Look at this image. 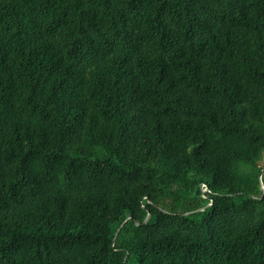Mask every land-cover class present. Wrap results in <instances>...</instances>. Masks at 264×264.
<instances>
[{"label": "trees", "instance_id": "trees-1", "mask_svg": "<svg viewBox=\"0 0 264 264\" xmlns=\"http://www.w3.org/2000/svg\"><path fill=\"white\" fill-rule=\"evenodd\" d=\"M263 155L264 0H0V264H264Z\"/></svg>", "mask_w": 264, "mask_h": 264}, {"label": "water", "instance_id": "water-1", "mask_svg": "<svg viewBox=\"0 0 264 264\" xmlns=\"http://www.w3.org/2000/svg\"><path fill=\"white\" fill-rule=\"evenodd\" d=\"M264 175V169L262 170V172H261V174H260V181H261V185H262V189H263V191H264V185H263V182H262V176ZM264 193V192H263ZM188 213H184V214H182V215H187ZM150 214H148V216H147V218H146V220L143 222V224H147L148 223V221H149V219H150ZM133 218V216H129L128 217V220L129 219H132ZM136 224L137 225H139V223L136 221ZM121 228L122 227H120L119 229H118V231H117V233H116V236H115V240L117 239V237H118V235H119V232H120V230H121Z\"/></svg>", "mask_w": 264, "mask_h": 264}, {"label": "rangeland", "instance_id": "rangeland-1", "mask_svg": "<svg viewBox=\"0 0 264 264\" xmlns=\"http://www.w3.org/2000/svg\"><path fill=\"white\" fill-rule=\"evenodd\" d=\"M260 165H261L262 167H264V155H263V159H262V161L260 162Z\"/></svg>", "mask_w": 264, "mask_h": 264}, {"label": "built area", "instance_id": "built-area-1", "mask_svg": "<svg viewBox=\"0 0 264 264\" xmlns=\"http://www.w3.org/2000/svg\"><path fill=\"white\" fill-rule=\"evenodd\" d=\"M203 187H204V192H207L208 188L206 186H203Z\"/></svg>", "mask_w": 264, "mask_h": 264}]
</instances>
